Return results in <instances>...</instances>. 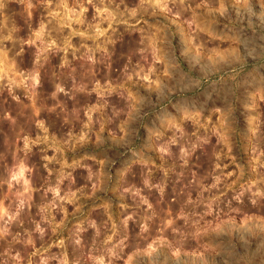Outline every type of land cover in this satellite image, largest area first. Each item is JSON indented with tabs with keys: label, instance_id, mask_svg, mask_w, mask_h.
Returning <instances> with one entry per match:
<instances>
[{
	"label": "rangeland",
	"instance_id": "1",
	"mask_svg": "<svg viewBox=\"0 0 264 264\" xmlns=\"http://www.w3.org/2000/svg\"><path fill=\"white\" fill-rule=\"evenodd\" d=\"M7 1L0 264H264V0Z\"/></svg>",
	"mask_w": 264,
	"mask_h": 264
},
{
	"label": "flooded vegetation",
	"instance_id": "2",
	"mask_svg": "<svg viewBox=\"0 0 264 264\" xmlns=\"http://www.w3.org/2000/svg\"><path fill=\"white\" fill-rule=\"evenodd\" d=\"M20 1L16 2L19 3ZM20 4H11V2H6L4 3V5L0 6V28L5 29L6 32H4V37L7 36V34H11V28L13 26H15V20L19 21L21 20L20 14L19 16L17 15L19 12V6ZM24 5H23V9H24ZM39 8V7H38ZM12 22V24H11ZM4 23V24H3ZM11 26H10V25ZM36 24L34 17H29V21L25 19L21 20V25L20 28L22 29H27L29 28L31 25ZM9 25V26H8ZM55 25H51L50 29L54 32V27ZM0 29V30H1ZM4 31V30H3ZM24 32V31H23ZM50 35V34H49ZM3 39V38H2Z\"/></svg>",
	"mask_w": 264,
	"mask_h": 264
},
{
	"label": "bare ground",
	"instance_id": "3",
	"mask_svg": "<svg viewBox=\"0 0 264 264\" xmlns=\"http://www.w3.org/2000/svg\"><path fill=\"white\" fill-rule=\"evenodd\" d=\"M159 1V0H158ZM11 24H12V22H11ZM10 25V24H9ZM8 25V26H9ZM11 26V25H10ZM1 29V28H0ZM4 30V31H3ZM4 32H6L5 31V29H1L0 30V37L1 38H5L4 37V35H2V34H4ZM137 39V38H136ZM150 40H151V42L152 43H154L153 42V40H154V38H151V36H150ZM150 42V43H151ZM250 40H248V39H242V41H241V43H242V45L244 46V47H246V46H248V45H250ZM124 43V42H123ZM149 43V44H150ZM151 43V44H152ZM168 43V42H167ZM137 44H138V42H137V40H135V39H130V40H128V43H125L124 45H122V47H121V50H119L120 51V54L122 53V54H127V55H134L135 56V51H136V47H137ZM122 51V52H121ZM122 54H121V56H122Z\"/></svg>",
	"mask_w": 264,
	"mask_h": 264
}]
</instances>
